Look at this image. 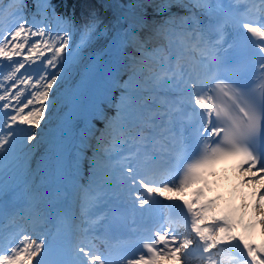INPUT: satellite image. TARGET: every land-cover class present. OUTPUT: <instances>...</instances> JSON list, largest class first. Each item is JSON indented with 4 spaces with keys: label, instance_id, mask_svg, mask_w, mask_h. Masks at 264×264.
<instances>
[{
    "label": "snow or ice",
    "instance_id": "6c2138e0",
    "mask_svg": "<svg viewBox=\"0 0 264 264\" xmlns=\"http://www.w3.org/2000/svg\"><path fill=\"white\" fill-rule=\"evenodd\" d=\"M10 4L13 23L0 28V216L7 207L2 198L18 182L27 184L33 171L76 186L86 161L85 191H111L119 203L110 213L151 212L161 198L184 210L182 227L179 220L153 225L138 258L126 264H191L193 252L200 264H223L225 251L232 264H264V242L252 235L257 226L264 233V0ZM100 40L104 48L97 51ZM151 41L160 42L155 68L146 63ZM117 89L116 115L104 117L102 130L99 97L111 93L116 101ZM153 129L173 160L184 152L186 160L197 158L163 178L157 157L169 151L112 165L104 149L108 135L134 138ZM41 144L46 147L33 169ZM226 157L240 160L241 182L252 186L254 199L228 206L207 196V174ZM4 231L0 264H113L107 245L94 242L98 236L85 239L70 229L21 239Z\"/></svg>",
    "mask_w": 264,
    "mask_h": 264
},
{
    "label": "bare ground",
    "instance_id": "6f19581e",
    "mask_svg": "<svg viewBox=\"0 0 264 264\" xmlns=\"http://www.w3.org/2000/svg\"><path fill=\"white\" fill-rule=\"evenodd\" d=\"M147 49L148 51L146 53V56H147L146 63L151 64L154 61L155 53L152 47L149 48V45H147ZM131 51H132L131 49H128L127 53L131 55ZM121 63H127V61L121 58ZM81 130L83 131L82 127L80 131ZM37 153L38 155L32 161L31 166L35 165L38 162V160L41 157V154H43L44 152L39 151ZM65 183H66L65 181L60 180L56 177L48 176L44 174L43 172H38V175L31 177V179L29 180L27 184L18 182L16 189L14 191V194L19 197L20 202H22L24 204V207L27 208V212H26L27 216H32V218H35V217L37 218V216H40V218H42V216L39 215V212L41 211L40 205L45 200L44 193H48L49 191L54 190L53 187L54 188L58 187V189H60L61 191L68 193L66 195H71V197L74 200L77 199V193L80 191L81 188L77 190L76 188H73L72 185L65 184Z\"/></svg>",
    "mask_w": 264,
    "mask_h": 264
},
{
    "label": "trees",
    "instance_id": "16d2710c",
    "mask_svg": "<svg viewBox=\"0 0 264 264\" xmlns=\"http://www.w3.org/2000/svg\"><path fill=\"white\" fill-rule=\"evenodd\" d=\"M95 1V2H94ZM68 2H69V4H71L72 2H73V0H68ZM86 2L87 3H92V4H95L96 2H97V0H86ZM85 10V8L84 7H81V8H78V11L79 12H83ZM107 15H109V16H111L112 15V13L109 11V13L107 14ZM146 33L144 32V31H142L141 32V35L143 36V35H145ZM157 41H151L148 45H149V48H151V46H152V44L153 43H156ZM104 43V41L103 40H100V41H98L97 43H96V46H95V48H96V50L98 49H100L101 48V46H102V44ZM61 109H62V105H61ZM60 109V110H61ZM56 112H58V111H56ZM106 116H108L109 118H112V117H114V110H111L110 112H108L107 114H106ZM103 123H107V121H105V119H103L102 121H101V123H100V125H99V128H101L102 130H103ZM97 135H98V133H97ZM95 142V139L94 138H92V143H94ZM43 148H44V144H43V147H41L40 146V148L39 149H37V151L35 152V154L33 155L34 157H35V155H36V153L37 152H41L42 150H43ZM34 160V159H33ZM32 160V161H33Z\"/></svg>",
    "mask_w": 264,
    "mask_h": 264
},
{
    "label": "rangeland",
    "instance_id": "374dc122",
    "mask_svg": "<svg viewBox=\"0 0 264 264\" xmlns=\"http://www.w3.org/2000/svg\"><path fill=\"white\" fill-rule=\"evenodd\" d=\"M103 48H104V43L102 44V46H101V48H100L99 50L97 49V51H101ZM148 54H149V53H148ZM61 105H62V104H61ZM60 109H61V108H58V109H57V111H58L57 113L61 112ZM53 119H54V120L56 119V116H55V115L53 116ZM47 131H51V126L49 127V129H48ZM45 139H47V132H46V137H45ZM41 147H43V144H41ZM45 147H46V144H44V148H43V150H42L43 152H44V150H45Z\"/></svg>",
    "mask_w": 264,
    "mask_h": 264
}]
</instances>
